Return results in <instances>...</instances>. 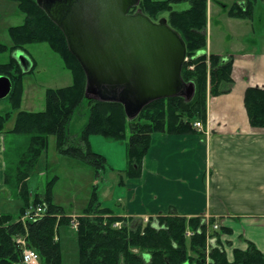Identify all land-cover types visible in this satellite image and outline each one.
Masks as SVG:
<instances>
[{
    "label": "trees",
    "instance_id": "trees-1",
    "mask_svg": "<svg viewBox=\"0 0 264 264\" xmlns=\"http://www.w3.org/2000/svg\"><path fill=\"white\" fill-rule=\"evenodd\" d=\"M8 1L17 3L24 18L21 24L7 28L11 44L0 43V52L22 50L30 57L28 45L47 43L60 56L72 81L63 87L47 88L43 110H21L24 79L35 71L37 63L31 59L32 66L25 71L14 56L0 62V75L9 77L12 84L5 97L10 110L0 114V133L29 137L28 145L17 160L11 161L9 166L5 164L4 185H12V179H15L22 205L17 215L0 212V264L22 263L23 248L16 241L18 236H25L29 247L38 253L41 264H63L59 227L71 226L73 216L54 202L53 191L58 177L49 180L45 192L36 193L32 202L28 185V178L49 147L50 136L56 137L60 155L91 166L97 178L107 170V158L92 149L91 137L101 136L112 141L128 138L126 168L119 172V185H123L126 179L142 175L153 134L197 132L194 123H205L207 119L208 97L231 91L235 83V59L233 55L208 52V0H141L138 7L145 14L155 21L167 17L169 24L184 39L188 59L184 61L182 76L186 82H194L195 94L190 101L182 96L155 100L136 118L129 119L121 103L85 96L86 74L80 62L69 50L62 29L49 18L37 0ZM182 1L189 2L190 7L175 10L173 5ZM242 2H235L230 7L229 16L252 19L256 0ZM138 7L129 12H135ZM85 101L89 117L80 134L74 136L70 132V123ZM244 105L251 126L264 128V87L248 86ZM16 111L13 128L5 131L6 123ZM38 205L45 208L42 216L36 220L21 219L30 206L36 208ZM77 221L78 264H264V251L252 241H247L246 249L234 248L230 260L226 250L229 242L222 240V234L229 233L230 229L226 226L214 229L215 218L186 217L170 212L151 217L145 223L143 219L117 215L103 207L97 186L93 187L89 202L77 215ZM117 222L122 224L114 226Z\"/></svg>",
    "mask_w": 264,
    "mask_h": 264
},
{
    "label": "crops",
    "instance_id": "crops-1",
    "mask_svg": "<svg viewBox=\"0 0 264 264\" xmlns=\"http://www.w3.org/2000/svg\"><path fill=\"white\" fill-rule=\"evenodd\" d=\"M208 52H213L209 43ZM238 56H234L235 83L230 92L208 97L203 128L188 134H153L142 175L126 179L123 185H119V178L116 185L109 187L111 198L101 201L103 207L117 215L138 219L170 212L186 217L215 218L220 226L230 229L229 233L222 234V240L229 242L226 250L230 260L234 248L246 249L247 241L264 251V214L258 216L261 218L247 220L237 210L229 214L221 211L224 205L231 206L232 202L239 208L245 203L229 199L227 192L264 189V169L259 170L257 165V157L264 155V128L251 126L244 105L248 86L264 87V52L253 56L244 54L241 59ZM92 138V148L94 142L112 146L119 154V163L115 166L120 171L126 168L123 141L108 143L101 136ZM2 151L0 142V191L5 186ZM241 159L248 161L244 163ZM236 217L243 219L240 221Z\"/></svg>",
    "mask_w": 264,
    "mask_h": 264
},
{
    "label": "rangeland",
    "instance_id": "rangeland-1",
    "mask_svg": "<svg viewBox=\"0 0 264 264\" xmlns=\"http://www.w3.org/2000/svg\"><path fill=\"white\" fill-rule=\"evenodd\" d=\"M243 0H208L209 17L207 26V37L209 46L212 51L225 56L233 55L241 59L244 54L253 56L255 53L264 52V0H256L253 10L252 19H238L229 16L230 7L236 2ZM243 3V2H242ZM175 10H185L190 7L189 2L182 1L175 3ZM24 14L17 8V3L0 0V43L10 45L11 39L8 35L7 28L11 25L21 24ZM30 64L24 69L28 71L32 66V60L37 63V68L31 74H27L24 79V95L21 110L41 111L45 108V91L47 88L63 87L71 83V73L64 68L60 56L55 53L47 43H34L27 46ZM241 55V56H240ZM14 53L9 51L0 52V62L8 61ZM15 57V56H14ZM10 110V104L6 98L0 99V114ZM17 111L12 118L6 123L5 131L11 130L14 126ZM89 117V108L84 102L81 109L73 116L70 123V132L78 136L86 124ZM2 134V133H0ZM105 142H114L101 138ZM93 140V138L91 139ZM0 142L3 147L2 161L8 166L11 161H16L19 154L28 145V135H14L7 132L0 136ZM127 151L128 138L123 141ZM113 144V143H112ZM122 144V142H121ZM92 148L94 151L107 155V170L99 179L95 175V170L79 161L67 156L60 155L56 147V137L50 136L49 147L43 152L36 169L28 178L30 188V199L33 201L36 193L43 194L47 187V182L53 177L58 179L54 185V202L62 205L67 214H81L87 206L93 187L97 186L100 201L111 198L109 187L116 185L119 179L120 169L115 165L119 163V154L116 153L112 146L94 142ZM7 149V150H6ZM6 150V152H5ZM232 149H230L231 151ZM228 151V150H227ZM126 154V153H125ZM104 155V154H103ZM121 157V156H120ZM264 155L257 157L258 169H264ZM247 163L248 159H241ZM127 163L126 155L123 158ZM231 162H235L232 160ZM125 163V165H126ZM256 170L257 167H254ZM215 179V171L212 168ZM227 192L229 199L244 203L243 207H235L232 202L231 206L224 205L221 211L230 213L238 211L245 215L247 220L261 218L259 215L264 214V189L239 190ZM17 185L15 179H12V185H5L0 191V211L11 212L15 215L19 213L22 205L18 197ZM7 194V197L5 195ZM29 208H32L30 206ZM25 214V213H24ZM23 214V216H24ZM22 216V217H23ZM235 216V215H234ZM206 217V216H205ZM22 219V218H21ZM77 219V218H76ZM206 219H210L206 217ZM237 220L243 219L236 217ZM261 220V219H259ZM243 223V222H242ZM59 237L62 245L63 264H78L77 236L76 230L71 226L59 227ZM23 264V263H21Z\"/></svg>",
    "mask_w": 264,
    "mask_h": 264
},
{
    "label": "water",
    "instance_id": "water-1",
    "mask_svg": "<svg viewBox=\"0 0 264 264\" xmlns=\"http://www.w3.org/2000/svg\"><path fill=\"white\" fill-rule=\"evenodd\" d=\"M64 32L69 50L86 74L85 96L124 106L136 118L151 102L182 96L190 101L194 82L182 68L186 43L163 16L157 21L138 7L141 0H37ZM138 7L133 13L131 8ZM23 69L29 56L14 52ZM9 77L0 75V99L11 91Z\"/></svg>",
    "mask_w": 264,
    "mask_h": 264
},
{
    "label": "built area",
    "instance_id": "built-area-1",
    "mask_svg": "<svg viewBox=\"0 0 264 264\" xmlns=\"http://www.w3.org/2000/svg\"><path fill=\"white\" fill-rule=\"evenodd\" d=\"M188 57L185 58V60H187ZM195 127H197L198 129H202L203 128V123L201 121H196L194 123ZM45 211V208L38 205V207L36 208H28L26 211H25V214L24 216L22 217V220L23 221H26V220H36L37 217L39 216H42L43 213ZM77 216L76 215H73V220L71 221V225H72V228L77 230L78 229V221H77ZM143 219V222H148L149 221V217H145V218H142ZM122 223L121 222H117L115 223L114 226H120ZM213 228L214 229H218L219 228V224L216 222L213 224ZM188 235L191 234L190 231L187 232ZM16 241L17 243H19V245L23 248V259H22V263L23 264H41L40 263V258H39V255L36 251H34L33 249H31L27 243V240L25 238V236H18L16 238Z\"/></svg>",
    "mask_w": 264,
    "mask_h": 264
},
{
    "label": "bare ground",
    "instance_id": "bare-ground-1",
    "mask_svg": "<svg viewBox=\"0 0 264 264\" xmlns=\"http://www.w3.org/2000/svg\"><path fill=\"white\" fill-rule=\"evenodd\" d=\"M186 58V57H185ZM186 61V60H185ZM22 258H23V254H22Z\"/></svg>",
    "mask_w": 264,
    "mask_h": 264
}]
</instances>
